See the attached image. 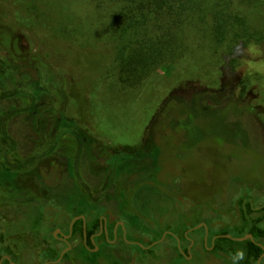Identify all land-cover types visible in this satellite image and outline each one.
I'll use <instances>...</instances> for the list:
<instances>
[{
  "label": "trees",
  "instance_id": "trees-1",
  "mask_svg": "<svg viewBox=\"0 0 264 264\" xmlns=\"http://www.w3.org/2000/svg\"><path fill=\"white\" fill-rule=\"evenodd\" d=\"M8 1L2 0L5 6L0 7V44L1 47L12 51L17 58L0 60V102L10 98L23 99L25 103V99H30L31 102L23 109H12L4 115L20 111L27 115L25 122L41 126L40 120L46 113L54 114L56 129H61L64 134H71L75 142L73 145H66L68 153L64 170L66 168L67 176L70 178L72 170H77L80 161L83 169L98 181H101L100 177L103 176L104 182L101 181V196L98 200L101 210L96 213L106 215L110 211V206L124 205L133 212L134 222L138 227L134 232L135 236L132 237L133 240H141L145 245H151L167 230L173 229L188 244L185 232L204 222L210 225L211 214L207 212L205 204L196 207L182 195L181 191L165 189L166 184H160L155 175L151 174L152 170L155 174L163 150L153 128L155 125L158 126L159 117L167 115L171 103L178 105L183 103L187 106L192 113L184 114L181 121L189 120L187 123L195 125L200 132L201 125L195 123L196 113L209 110L219 113L231 105L232 114L240 117L244 114L245 108L239 107L237 110V105L228 103L226 108L211 109L206 105L208 97L211 96L206 89L192 94L190 100L184 97H171L160 108L147 137L139 144H127L123 148L111 147L96 139L88 130L76 125L64 112H58L54 108L46 109L42 101L47 91L42 85L44 75L40 70L41 68L49 72L69 70L68 73L65 71L64 78H75L76 85L73 86L80 89L78 95L74 87L69 88L73 94L71 106L76 107L87 101L95 103L98 97L95 98L97 94L93 93L96 87L100 90L104 86V76L113 77L116 74L119 84L124 88L136 89L149 82L165 65L170 64L174 67L178 63L193 60L200 52H208V55L201 57H211L212 60L233 57L231 65L236 66L242 53L249 52L250 46L264 48V0H27V3L20 5L19 8L8 4L10 2ZM19 38H42V47L44 42H47L49 50L44 52L40 49L37 56H34L30 51L19 47ZM80 38H101L102 42L99 45L81 44L78 41ZM88 46L95 47L93 55L97 58L98 64L95 67L97 73L93 76L97 77L93 79L94 81H89L93 86L86 89L85 86L89 83L80 82L73 69L77 58L87 51ZM53 53L61 60L58 67H52L50 64ZM49 68L55 70H48ZM204 70L198 71L199 74ZM15 77L29 81L30 93L21 88L8 89L9 85L15 82ZM81 84H84V90H81ZM100 97H103L102 94ZM250 110L254 108L251 107ZM5 121L4 118L0 119V129L4 139H8ZM181 123L178 122L180 125ZM228 125L239 131L245 130L243 129L245 126L233 116ZM240 140L243 148H251L247 141L249 137L241 136ZM60 142L57 140L51 152L45 156L51 155L61 145ZM52 162L56 164L57 161ZM144 170L146 171L143 172ZM121 179L125 180L124 184L119 182ZM81 181L88 191L87 181L83 177ZM154 182L158 194L163 197L159 200L154 198L153 208H162L163 205L170 208L163 217H149L146 213L149 210L147 206L149 199L141 197L146 191L150 194ZM260 187L264 188V184L250 185L255 191L261 189ZM88 201L82 200L84 213L92 211ZM213 206L218 207L215 203ZM239 210L243 223L241 227L239 215L231 213L239 214ZM227 213L230 221L222 222L219 230L211 234L219 236L215 241V249L210 251L206 248L201 237L196 244L197 247H194L195 256L189 261L176 246L179 264H197L199 261L201 263L202 258L207 264H215L209 261L213 257L222 262L229 259L232 264H255L262 253L256 242L251 239L236 241L226 238L225 235L232 234L239 238L249 233L255 239L264 238V228L261 226L264 222V207L253 209L244 196L235 200L234 206L228 209ZM167 215L169 220L171 218L172 221H176L174 228L163 224ZM96 221L95 217L92 220L94 225L97 224ZM203 229L194 231V234L198 235ZM75 231L83 234L81 225L76 224ZM210 246L211 244L208 245ZM138 249L140 251L136 253L139 256L137 262L145 260L139 255L140 252L152 254L155 251L154 248L149 252Z\"/></svg>",
  "mask_w": 264,
  "mask_h": 264
},
{
  "label": "rangeland",
  "instance_id": "rangeland-1",
  "mask_svg": "<svg viewBox=\"0 0 264 264\" xmlns=\"http://www.w3.org/2000/svg\"><path fill=\"white\" fill-rule=\"evenodd\" d=\"M9 1L8 4L17 8L27 3V0ZM4 6L5 4L0 0V7ZM78 41L81 44L99 45L102 39L80 38ZM19 45L21 49L30 51L34 56H37L40 49H43L44 52L49 50L47 42H44V47H42V38H19ZM94 52L95 47L88 46L87 51L77 58V63L75 62L73 72L82 83H89L97 77H93L97 73L95 67L98 64L97 58L93 55ZM207 53L200 52L195 59L178 63L174 67L170 64L165 65L149 82L136 89L124 88L119 84L116 74L113 77L104 76V86L100 90L96 87L97 89L93 93L97 94L95 98L98 97L95 99V103L91 101V104L87 101L76 107L71 106L73 94L69 88L74 87V91L78 95L80 89L73 86L75 78H64L65 71L68 73L69 70L49 72L41 68L42 73H40L44 75L42 85L47 91L42 101L46 109L54 108L58 112H64L74 120L76 125L88 130L96 139L111 147L123 148L127 144H139L147 137L160 108L171 97H184L190 100L192 94L206 89L211 93L206 102V105L211 109L226 108L228 103L237 105V110L239 107L245 108L244 114L240 117L234 115L235 113L232 114L231 105L219 113L213 112V110L196 113L195 123L201 125L202 132H200L195 125L187 123L189 120L181 121L184 114L191 115V110L183 103L181 105L171 103L167 115L159 117L158 126L155 125L153 128L154 135L157 141L162 143L163 150L160 153L159 166L156 167L157 172L156 168L155 174L154 170H148L153 171L151 174L155 175V179L160 184H166L165 189L181 191L182 195L196 207L205 204L207 212L211 214V216L207 215L210 216V228L213 232L219 230L222 220L223 222L230 221L227 211L234 206L235 200L238 198L255 194L253 196L255 203L260 206L264 205V188L260 187L261 189H257L258 191H255V188H250V185L264 184V48L257 45L250 46L248 53L241 52V58L236 66L231 65L233 57L223 60H212L207 56L201 57L208 55ZM13 58H17L16 55L2 46L0 60ZM50 64L52 67L61 65V60L57 59L56 53L52 54ZM203 69H205L204 73L199 74L198 71ZM48 70H55V68ZM5 72L8 73V70L5 69ZM56 75L58 77L52 78ZM192 77L194 79H191ZM199 77L200 79H196ZM92 84H86L85 88L92 87ZM20 88L30 93L29 81L26 82L24 78L15 77V82L9 85L8 89ZM80 88L84 90V84H81ZM25 101L26 103L23 99L10 98L0 102V119L6 120L5 129L8 137V139H4L0 129V164L4 162L13 167L20 164L21 169L26 171L37 169L42 163H52L54 160L62 165L65 164L68 153L66 145H73L75 142L71 134H64L61 129H56L54 114L46 113L45 117L40 120L41 126L25 122L27 115L20 111L12 112L13 114L8 116L4 115L12 109H23L31 102L30 99H25ZM251 107L254 110L251 111ZM179 114L181 115L179 116ZM232 116L245 126L243 127L245 130L239 131L229 127V120ZM171 121L174 122L170 123ZM178 122H182L181 125ZM241 136L249 137L247 141L251 146L250 149L243 148ZM57 140L61 141V145L51 155L45 156L51 152ZM41 156L43 157L40 158ZM67 161L71 162L70 159ZM131 169L132 167L129 168V170ZM156 174L158 175L156 176ZM39 176L41 178V175H38V179ZM12 177V171L1 169L0 180H10ZM82 177L89 184L88 191L85 190V186L81 182ZM70 178L65 175L63 180H67L61 181L63 186L51 187L52 198L50 199L36 194L35 207L33 203L19 201L3 204L2 224L8 248L12 252H42L46 248V243L42 239L51 235L54 226L52 223L50 227L47 224L51 220L50 216L59 213V209L65 205L66 200L70 202L71 198L74 199L72 208L67 206L69 216H72L74 211L80 207L77 201L81 200H89L90 204L94 206V211L101 210L98 200L101 196L102 185L100 184L104 182L103 176L100 177L102 182L98 181L83 169L80 161L77 170H72ZM113 179L115 178L113 177ZM37 181L40 187H45L39 180ZM119 182L124 184L125 180L121 179ZM155 184L156 182L152 183L150 194L149 191H146L141 197L149 199V204H147L149 210L146 212L149 217H163L170 208L167 205H163L162 208H153L154 198L159 200L163 197L158 194L159 191ZM214 203L219 209L218 207L214 208ZM44 212L46 218L42 219L41 216ZM231 213L239 215L237 212ZM163 224L174 228L177 223L171 218L169 220L167 215ZM172 233L176 234V231L168 230L164 236L169 234L168 238H171L169 236ZM130 239L132 238L130 237ZM76 243L78 246L82 244L80 240H77ZM139 243L140 247L130 246L134 253L140 251L138 248L143 250L147 247L143 241H139ZM172 245L173 243L168 240L162 246L158 245L154 248L156 256H159V252L164 253L163 261L154 259L148 261V264L179 262L176 258L171 260V256L175 252L171 250ZM131 253L126 251L123 255L117 251L116 254H121L125 261H130ZM89 257L84 252L79 257L83 259L80 264H91ZM72 258H76L74 253ZM209 261L215 264H232L229 259L222 262L214 257ZM202 262L207 264L203 258L201 263L199 261L197 264H202ZM133 264H139V262L135 261Z\"/></svg>",
  "mask_w": 264,
  "mask_h": 264
},
{
  "label": "flooded vegetation",
  "instance_id": "flooded-vegetation-1",
  "mask_svg": "<svg viewBox=\"0 0 264 264\" xmlns=\"http://www.w3.org/2000/svg\"><path fill=\"white\" fill-rule=\"evenodd\" d=\"M42 157L43 156L40 158ZM65 166V164L62 165L58 162H56V164L55 162H48L42 163V165H39L37 169L35 168L26 171L21 169L22 166L20 164H17L14 167L6 163L0 164V171L2 168H4L6 170L10 169L13 172V177L10 180H0V264H80L83 262V259L79 257L82 256L84 252L90 256L89 258L91 264H133V262L139 261V256L130 248L131 245L140 247L138 245L140 244L139 241L133 240L132 238L135 236L134 232L138 230V227L134 222V215L132 211H130L126 206L121 205L116 207L110 206V211H108L106 215L102 213L98 214L96 211H94V206L90 204V201H88V206L92 211L84 213L82 211L81 200L77 201V204H79L80 207L74 211L72 216H69L67 212V206L68 208H72V204L74 202V199L72 198L70 202L66 200L65 205H62V207L59 209V213H56L54 216H50L51 220L47 224L49 227L51 226V223L54 224V226L51 235H48L49 237L47 236L46 238L42 239V241L46 243V248L42 252L18 251L19 253H14L8 248V243L5 239L6 234L2 224L3 204L19 201L29 204L33 203V206L35 207L34 204L35 201H37L36 194L44 196L45 199L52 198L50 195V189L51 187L56 188L57 186L62 185L61 181L63 180V176L67 175L65 171L66 168L64 170ZM38 175H41L42 179L40 176L38 179ZM37 180H39V182H41L45 187H40ZM81 182L83 183V181ZM9 188H11V190H9ZM33 193L35 194L32 195ZM253 196H255V194H249V196H245L246 200L251 203V206H253V209L255 208L258 210L263 208L264 205L260 206L255 203L256 201L253 200ZM60 199L62 198L60 197ZM46 211L47 209L45 212ZM45 212L41 216L42 219L46 218ZM240 215L241 213L239 210V227H241L242 223ZM95 217L97 218L96 225H94L95 223L92 222ZM217 222H220V220H217ZM76 224L81 225L83 230L82 235L75 231ZM202 224L205 226L195 229ZM261 226L264 228V222ZM202 228H204L203 231H201L198 235L194 234V231L201 230ZM89 230H94V232L90 233ZM140 231L142 230L140 229ZM164 234L158 240H154L151 245H146L147 247L144 250H148L149 252L151 249L157 247L158 245L162 246L165 244V242L170 240L173 243L171 250H173L172 252L175 251L171 256V260L175 258L178 260L179 255L175 250V247L177 246L181 253L189 261H192L195 256L193 253L194 247L201 237L203 239V244L210 251L215 249V241L219 237L211 235L212 232L210 225L205 222L185 232L188 244H186L177 233L171 234L172 239L168 238L169 234H166L165 237ZM246 235L252 234L246 233L245 236ZM130 237L132 239H130ZM77 240L82 242L81 246H78L76 243ZM251 240L256 242V244L260 246L262 250V253L255 264H264V238L255 239L253 237ZM209 244H211L210 247H208ZM117 251H120L123 255H125L124 252L126 251H129L130 253L132 252V259L130 261H125V259L121 257V254H116ZM155 251L152 254H139L145 259L144 262H139V264H148V261L150 262V260H154V256H156L154 254ZM73 253L76 256L75 259L72 258ZM44 254L45 257L43 258ZM163 256L164 253L159 252V256H156L155 260L163 261ZM173 263L179 264V262Z\"/></svg>",
  "mask_w": 264,
  "mask_h": 264
},
{
  "label": "water",
  "instance_id": "water-1",
  "mask_svg": "<svg viewBox=\"0 0 264 264\" xmlns=\"http://www.w3.org/2000/svg\"><path fill=\"white\" fill-rule=\"evenodd\" d=\"M201 226H205L204 224L196 227L195 229H198L200 228ZM165 237V236H164ZM226 238H230V239H233V240H236V241H244V240H247V239H253V236L252 235H246L244 237H241V238H238V237H234L232 234H227L225 235Z\"/></svg>",
  "mask_w": 264,
  "mask_h": 264
}]
</instances>
